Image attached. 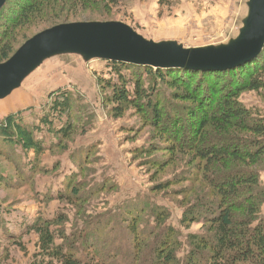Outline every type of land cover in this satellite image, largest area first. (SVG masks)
<instances>
[{"label": "trees", "instance_id": "obj_1", "mask_svg": "<svg viewBox=\"0 0 264 264\" xmlns=\"http://www.w3.org/2000/svg\"><path fill=\"white\" fill-rule=\"evenodd\" d=\"M119 1L101 0L100 5L99 0H8L0 10V64L7 62L35 36L29 37L28 29L45 26L42 30H47L76 21L93 7L103 6L102 12L108 15ZM105 62L112 77L103 80L102 84L112 89L114 117L123 118L127 108H131L142 116L145 110L151 112L158 127L170 122L178 124L173 135L166 131L157 133L162 139L161 147L171 155L169 161L172 164L177 165L178 162L180 166L187 162L194 168L191 167L185 176L172 175L173 179L166 185H158L156 191L169 192L174 184L178 189H187L185 184L202 182L213 196L210 209H205L203 205L195 206L196 203L189 199L194 188L178 191V196L184 201L182 226L189 229L191 224L202 222L205 229L200 234L188 235L189 249L183 261L177 256L181 248L178 230L166 225V211L155 209L152 234L158 235L156 240H159L153 250L155 258L152 264H264V187L261 182L264 111L249 109L240 100L243 92L264 90V50L252 60L226 71L156 69ZM144 75L149 78L148 87L143 80ZM162 89L169 91L166 95L173 106L167 105L169 110L160 105L163 101H159L164 100ZM75 96L68 88L56 91L38 123L26 121L24 111L10 113L0 121V153L19 170L23 178L19 179L20 182H28L43 171L40 160L47 151L67 150V143L75 136ZM175 104L182 113L176 111ZM187 121L190 125L184 130L181 124ZM43 134L56 137V143H45L39 137ZM18 150L26 156L32 154L34 160L18 157L21 156ZM160 150L159 146L151 144L149 148L136 152L155 154ZM82 160H76L79 174L68 180L72 188H66L68 193L60 196L65 200L70 196L72 203L82 192L75 185L83 177L85 165ZM6 182L0 174V188H6ZM80 186L83 188L82 184ZM132 209L126 210L123 220L135 238V248L139 255H143V237L139 233L142 209ZM10 216L0 207L1 221H6L3 222L6 223L3 233L7 243L17 240L19 250L26 253L23 240L30 236L38 238L37 254L32 264H111V259H115L111 256L104 258L105 250L102 253L99 243L102 233L99 225L85 227L71 239L62 234L64 244L58 246L45 218L33 221L27 218L21 222ZM94 229L96 232L90 231ZM90 235H96L97 239ZM8 258L9 255H0V264H8ZM136 261L137 258L131 257L124 264H136Z\"/></svg>", "mask_w": 264, "mask_h": 264}, {"label": "rangeland", "instance_id": "obj_2", "mask_svg": "<svg viewBox=\"0 0 264 264\" xmlns=\"http://www.w3.org/2000/svg\"><path fill=\"white\" fill-rule=\"evenodd\" d=\"M249 1L120 0L108 15L102 12L103 6L93 7L70 23L122 22L154 42L176 41L185 48L217 47L229 44L238 37L248 16ZM99 2L101 5V0ZM44 27L28 29L29 37L45 31L42 30ZM109 69L105 61L87 62L78 55H60L45 61L23 81L20 88L0 100V121L10 113L24 111L26 121L38 123L46 112L47 102L56 91L68 88L76 95L75 136L67 143L66 151L53 150L44 154L40 160L43 169L40 174L28 182H20L19 179L23 178L19 170L0 153V174L8 183L6 188H0V207L21 222L27 218L31 221L45 218L58 246L64 244L62 234L71 239L74 234L79 235L83 228L99 225L102 230L99 243L102 253L105 250L104 258H115L111 259V264H124L131 257L137 258L136 264H152L155 258L153 250L159 240H156L158 235L152 234L151 225H155L153 212L155 209L166 211V225L175 227L179 232L181 248L177 256L183 261L189 249L188 235L202 233L204 223L191 224L189 229L182 226L184 201L178 196V191L186 188L178 189L174 184L169 192L158 193L156 187L166 185L174 174L185 176L194 165L187 162L180 166L178 162L177 165L172 164L169 161L171 155L161 147L162 139L157 133L166 131L173 135L177 123L158 127L151 112L145 110L142 116L131 108H127L121 119L113 116L112 89L102 84L103 80L112 77ZM143 80L148 87L149 78L144 75ZM161 92L165 101L161 99L159 102L163 101V105H160L166 107L165 110L173 108L166 95L169 91L162 89ZM240 100L249 109L264 111V90L259 93L243 92ZM175 108L182 113L178 105L175 104ZM170 111L174 113L173 109ZM188 122L180 123L184 130L188 129ZM43 135L39 137L45 143H56V137ZM151 144L161 150L155 154L136 152L149 148ZM18 153L21 155L18 157L34 160L32 154L26 156L21 150ZM77 159H83L85 166L83 177L75 184L80 187L81 195L72 203L69 195L68 200L60 196L68 193L66 188H72L68 180L79 174ZM57 165L59 169L56 170ZM262 168L261 182L264 187V165ZM24 177L28 178L27 174L24 173ZM185 187H188L186 190L194 188V193L188 197L196 203L195 206L203 205L205 209H210L213 196L205 184L194 182L185 184ZM131 208L135 211L142 209L139 213V233L143 237V255H139L134 246L135 238L128 232L127 222L123 220V214ZM4 221L0 217V255H9L8 264H32L37 254L38 238L30 236L23 240L27 249L25 253L19 250L17 240L6 242ZM90 231L96 232V229ZM90 237L97 239L96 235Z\"/></svg>", "mask_w": 264, "mask_h": 264}, {"label": "water", "instance_id": "obj_3", "mask_svg": "<svg viewBox=\"0 0 264 264\" xmlns=\"http://www.w3.org/2000/svg\"><path fill=\"white\" fill-rule=\"evenodd\" d=\"M8 0H0V10ZM248 16L237 38L229 44L185 48L176 41L154 42L122 22H78L47 29L23 44L0 64V100L49 59L78 55L93 60L153 68L226 71L259 56L264 50V0H250Z\"/></svg>", "mask_w": 264, "mask_h": 264}]
</instances>
